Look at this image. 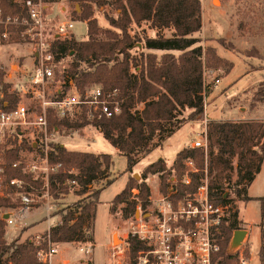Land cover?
Returning <instances> with one entry per match:
<instances>
[{
  "label": "trees",
  "instance_id": "trees-1",
  "mask_svg": "<svg viewBox=\"0 0 264 264\" xmlns=\"http://www.w3.org/2000/svg\"><path fill=\"white\" fill-rule=\"evenodd\" d=\"M71 1L79 3L81 7L80 13L76 9L74 13L87 23L86 39L78 40L70 35L58 36L53 41V50L58 60L67 57L71 59L65 76H70L80 90L97 84L120 90L118 98L121 113L111 118L96 119L92 125L98 127L117 151L127 157L128 170H131L181 127V108H192V118L203 115L205 98L211 90V86L204 80L203 55L207 57L209 67L224 66L227 72L231 71L234 63L218 56L212 48L204 49L200 37L195 35L203 27L201 0ZM110 1L121 12L118 17L106 13L111 27L102 29L93 16L92 3L101 7ZM0 10L4 14H17L21 7L12 0H0ZM143 21L151 22V26L158 30L155 37L137 38L129 33L132 23L141 24ZM165 29H172V35L166 36L163 33ZM138 42H143V48L148 50L166 52L161 56L152 52H142L140 57L132 56L131 49ZM174 51H178V55ZM4 77L5 71L0 68V84L7 89L10 84L3 82ZM257 97L264 99V80ZM6 100L15 103L17 99L6 94L3 106ZM49 122L51 127H82L88 124L59 120L53 112L49 114ZM21 148L33 150L34 144L23 141L9 153L8 175L22 176L28 186L33 185L40 190L41 182L38 179L10 165L17 159ZM52 151V161L61 162L62 168L50 177L51 194L59 197L61 194L73 193L77 199L68 207L61 220L51 226L50 238L56 242H93L100 193L112 182L109 175L113 164L112 155L67 149L62 142L53 143ZM204 152L203 148H184L177 153L170 167H167L164 159L150 163L145 167L141 181L135 184L127 182L125 188L115 196L111 205L112 213L123 205V215L129 218L135 215L139 203L147 210L151 196L147 183L150 173H161V192L164 195L168 194L170 187L175 190L173 195L176 198L194 192L201 183L199 173L193 175L191 184L182 183L186 169L183 161L188 157L193 158L201 172L205 165ZM208 154L209 171L215 173L210 188L218 200L226 201L222 183L231 180L230 173L234 169L237 172L235 193L245 200L253 198L247 195V188L261 171L264 161V121L211 120L208 123ZM234 158H237L235 164ZM172 170L177 175L174 177L176 182H172ZM105 176L108 179L105 185L97 187V183ZM134 189H138L135 195ZM258 199L261 213L264 214V195ZM13 206L15 203L10 197H0V208ZM6 226L7 222L0 217V264H38L35 243L31 239L8 241L5 236ZM240 228L243 226L237 222L236 214L224 220L221 248L215 254L214 264H237V255L230 253L228 247L233 232ZM128 243L132 260L139 250L146 247L132 233Z\"/></svg>",
  "mask_w": 264,
  "mask_h": 264
},
{
  "label": "rangeland",
  "instance_id": "rangeland-1",
  "mask_svg": "<svg viewBox=\"0 0 264 264\" xmlns=\"http://www.w3.org/2000/svg\"><path fill=\"white\" fill-rule=\"evenodd\" d=\"M47 15L56 23L58 20H72L74 28L70 36L81 40L87 36L88 26L86 21L75 15L76 9L80 13L79 3L71 0H45ZM203 13V27L200 32L195 33L200 37V44L204 49L212 48L220 57L233 61L234 66L227 72L224 66L209 67L207 57L204 60V80L211 90L205 98V111L203 115L192 118L193 109L184 107L179 110V119L182 125L186 124L182 130L175 132L171 137L163 142L162 147L154 149L150 154L135 164L128 170L127 157L117 151V149L104 137L102 131L93 125H85L71 136L59 135L58 140L67 149L92 151L95 153H108L112 155L113 164L110 167V178L112 182L103 188L100 193L96 211L94 228L93 253L91 256L82 255L78 250V243L63 244L60 242V250L55 257V262L64 261L68 264H131L128 237L137 224V220L143 215L148 216L156 205V201L163 193L161 192V173H150L147 183L151 189L150 204L147 210L142 208L141 203L135 210V215L125 218L123 215V205L118 206L112 213L111 205L115 196L126 186L127 182L135 184L142 180V174L147 165L164 158L167 167H170L177 153L188 144L194 141L197 132L205 127V121L211 120H256L264 121V99L260 100L258 90L264 80V0H201ZM94 14L98 25L102 29L110 28L106 18V13L118 17L121 10L111 1L105 6L99 7L92 3ZM120 32V30H118ZM129 33L135 37H155L157 29L151 26V22L143 21L141 24L132 23ZM164 34L170 36L172 30L165 29ZM143 42H138L132 49L131 54L140 57L152 52L161 56L162 52L150 51L143 48ZM30 48L24 43L11 42L0 47V63H2L5 74L13 72V79L17 80L18 65L20 71L28 68L32 62ZM162 53V54H161ZM178 55V52H176ZM71 59H62L55 67L58 77L55 86L63 85L65 74ZM23 67V68H22ZM132 70L135 71L134 68ZM219 78L220 82L215 85L214 79ZM9 79V77H6ZM141 107V105H139ZM207 118V119H206ZM181 125V126H182ZM32 152H35L34 150ZM205 153V165L203 171L199 172L200 181L205 178V169L211 179L215 173L211 174L209 169L210 154ZM237 158L233 159L234 164ZM197 166V164L195 163ZM198 167V166H197ZM176 178L175 170L170 173ZM231 180L223 181L222 191L225 192L227 217L233 218L236 214L237 222L248 230V236L241 247L234 251L238 255L243 251L250 256L253 264H263L264 262V214L261 213V203L258 197L264 195V161L261 171L256 175L253 182L247 188V195L253 197L249 200L238 196L234 189V182L237 178L236 170L231 171ZM108 175V173H107ZM183 178V176H182ZM108 179L103 177L97 187L105 185ZM171 189V188H170ZM138 193V189L133 190V195ZM77 199L73 193L61 194L50 198H45L39 205L30 210L14 216V224L7 226L6 239L13 241H25L35 239L38 235L45 237L48 229L55 222L61 220L62 215L67 211ZM13 201V200H12ZM51 205V209L48 207ZM0 211L6 210L5 218L9 212H13L11 207H1ZM234 233V232H233ZM233 236V234H232ZM232 239V237H231ZM231 241V240H230ZM230 244V242H229ZM229 249V247H228Z\"/></svg>",
  "mask_w": 264,
  "mask_h": 264
},
{
  "label": "built area",
  "instance_id": "built-area-1",
  "mask_svg": "<svg viewBox=\"0 0 264 264\" xmlns=\"http://www.w3.org/2000/svg\"><path fill=\"white\" fill-rule=\"evenodd\" d=\"M12 2L21 10L17 14H4L0 10V47L16 41L24 43L31 50L32 62L22 71L18 65L15 70L17 80L13 79V72L5 74L3 82L10 84L7 89L0 84V197H10L15 203L7 218L4 217L6 210L0 211V217L5 219L7 226L14 224L16 212L22 214L51 197L50 177L62 168L61 162L52 161V144L60 142L59 135L71 136L81 128L51 127V112L59 120L88 122L89 125L96 119L111 118L121 113L120 90L116 87L106 88L97 84L80 90L67 75L63 85L55 86L58 80L55 67L61 60L56 58L53 41L58 36L73 33L74 22L58 20L52 23L45 0ZM0 68H3L2 63ZM219 82V78L214 79L215 85ZM6 94L15 96L16 102L6 100L3 106ZM197 135L187 148H203L208 153L207 120ZM23 141L33 143L35 152L21 148L17 159L10 165L38 179L40 190L33 185L28 186L22 176L8 175L9 153ZM183 163L186 169L181 182L189 185L193 175L199 173V168L191 157L184 159ZM207 172L205 169V178L194 192L176 198L173 195L175 190L170 187L167 195L158 198L148 216L143 215L137 220L131 233L137 235L146 247L138 251L131 264H214L215 254L221 248L222 224L228 218V206L226 201H220L212 194ZM71 182L76 184L75 180ZM172 182H176L174 177ZM51 208L49 205L48 209ZM50 228L47 237L38 235L31 239L37 246V262L68 264L55 262L60 242L51 240ZM93 249L91 241L78 245L82 255L91 256ZM237 264H253V260L240 251Z\"/></svg>",
  "mask_w": 264,
  "mask_h": 264
},
{
  "label": "water",
  "instance_id": "water-1",
  "mask_svg": "<svg viewBox=\"0 0 264 264\" xmlns=\"http://www.w3.org/2000/svg\"><path fill=\"white\" fill-rule=\"evenodd\" d=\"M248 236V230L247 229H236L233 233L232 239L229 244V252L234 253L237 249H239L244 242V240Z\"/></svg>",
  "mask_w": 264,
  "mask_h": 264
},
{
  "label": "crops",
  "instance_id": "crops-1",
  "mask_svg": "<svg viewBox=\"0 0 264 264\" xmlns=\"http://www.w3.org/2000/svg\"><path fill=\"white\" fill-rule=\"evenodd\" d=\"M168 30H172V29H168ZM164 31H165V30H163V33H164ZM157 32H158V30H157ZM172 32H173V30H172ZM171 35H172V34H171ZM171 35H170V36H171ZM83 39H86V37L83 38ZM83 39H81V40H83ZM150 51L162 52V53H165V52H166V51H162V50H150ZM176 52H178V51H174V53H176ZM162 53H161V54H162ZM185 125H186V124L182 125L177 131L182 130V128H183ZM177 131H176V132H177ZM198 132H199V131H198ZM198 132H197V133H198ZM174 133H175V132H174ZM174 133H173V134H174ZM173 134H172V135H173ZM170 137H171V136H170ZM170 137H168L166 140H168ZM166 140H165V141H166ZM165 141H164V142H165ZM163 144H164V143H163ZM163 144H162V145H163ZM162 145L159 146V147H162ZM188 145H189V144H188ZM157 148H158V147H157ZM181 150H182V149H181ZM160 159H164V158L161 157ZM55 223H57V222H55ZM55 223H54V224H55ZM71 243H72V242H63V244H71Z\"/></svg>",
  "mask_w": 264,
  "mask_h": 264
},
{
  "label": "bare ground",
  "instance_id": "bare-ground-1",
  "mask_svg": "<svg viewBox=\"0 0 264 264\" xmlns=\"http://www.w3.org/2000/svg\"><path fill=\"white\" fill-rule=\"evenodd\" d=\"M215 2H218V0H216Z\"/></svg>",
  "mask_w": 264,
  "mask_h": 264
}]
</instances>
